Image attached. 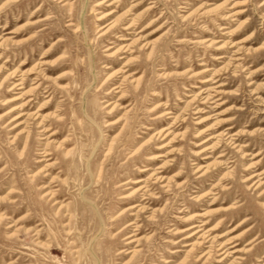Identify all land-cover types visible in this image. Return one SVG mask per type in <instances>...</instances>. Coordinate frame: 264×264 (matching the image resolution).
I'll return each instance as SVG.
<instances>
[{
    "label": "rangeland",
    "instance_id": "rangeland-1",
    "mask_svg": "<svg viewBox=\"0 0 264 264\" xmlns=\"http://www.w3.org/2000/svg\"><path fill=\"white\" fill-rule=\"evenodd\" d=\"M0 264H264V0H0Z\"/></svg>",
    "mask_w": 264,
    "mask_h": 264
},
{
    "label": "bare ground",
    "instance_id": "bare-ground-1",
    "mask_svg": "<svg viewBox=\"0 0 264 264\" xmlns=\"http://www.w3.org/2000/svg\"><path fill=\"white\" fill-rule=\"evenodd\" d=\"M67 4V3H66ZM106 26H104V28H105ZM127 35V34H126ZM126 54V53H125ZM36 67L34 68L35 70L37 69H40V71L42 70V68H41V64H36L35 65ZM33 73H36V71H33V70H31L28 74L29 75H32ZM16 76V74L15 73H13L12 74V78H14ZM19 84H21V83H19ZM19 84H17V85H19ZM62 87V86H61ZM118 87V86H117ZM116 87V88H117ZM118 92V91H117ZM20 97H17V98H14V99H19ZM31 101H33L32 99H31ZM169 113V112H168ZM162 116V115H161ZM166 128H164V129H162L160 132H163L164 130H165ZM163 147V146H162ZM21 156V155H20ZM148 168H146L145 170H147ZM204 174V173H203ZM203 174H201V175H203ZM144 177V176H143ZM251 177H253V176H251ZM250 177V178H251ZM162 178V177H161ZM250 178H248V179H250ZM145 181V179H143V178H139V179H137V180H135V183H141V182H144ZM257 183H259V182H257ZM259 185V184H258ZM147 186H141V187H139L138 189H136L135 190V192H139V191H141V190H144L145 188H146ZM45 196H50L51 197V199H53V198H55V192L54 191H49V192H46V194H45ZM41 197V196H40ZM138 206H141V210H145V209H148V207H146V205H142V203H137V204H134V205H132L130 208H136V207H138ZM204 215H205V213H194V214H192L191 216H189L188 218H187V220H194V219H197V218H200V217H204ZM151 216V215H150ZM154 218V217H153ZM132 224H134L133 222L132 223H130L128 226H132ZM203 225H205V223H203L202 225H197V224H192L191 226H189V227H186V228H184V229H177L176 230V232L175 233H182V232H185V231H187V230H189V229H195V230H193L191 233H189L187 236H185L183 239H191V238H194V237H196L201 231H203L201 228H200V226H203ZM210 230H213V228H210L207 232H210ZM208 237H210V235H207V233H202L201 235H200V238H203V239H207ZM126 239L128 240V242H127V244H134V243H138V245H137V247L136 248H134V249H131L128 253H132L133 254V256L132 257H135V256H137L138 254H139V252L141 251V248H140V238H137V234H130L129 236H127L126 237ZM42 243H43V241H42ZM186 245H190V244H186ZM202 245H204V242H201V241H199V242H197V243H195L194 245H193V247H192V249L194 248H196L197 246H202ZM210 250H211V252H212V250H213V248H214V246L213 245H211L210 246ZM77 250V249H76ZM218 251H220V253H218V255H223L221 258H220V260H218V261H224V260H226L227 259V257L229 256V254H228V250H226V244L225 243H223V244H221V246L217 249ZM235 251H240V250H235ZM204 255H206V254H204ZM204 255H202V257H204ZM217 256V255H216Z\"/></svg>",
    "mask_w": 264,
    "mask_h": 264
}]
</instances>
